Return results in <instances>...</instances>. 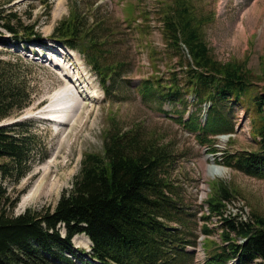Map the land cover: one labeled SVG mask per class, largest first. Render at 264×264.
Wrapping results in <instances>:
<instances>
[{
	"label": "trees",
	"instance_id": "trees-1",
	"mask_svg": "<svg viewBox=\"0 0 264 264\" xmlns=\"http://www.w3.org/2000/svg\"><path fill=\"white\" fill-rule=\"evenodd\" d=\"M13 1L16 0H3V3ZM20 2L40 4L46 17L50 15L51 0ZM10 9L0 7L1 47L44 48L47 38L60 43L83 56L98 77L103 93L109 96L124 66L106 61L107 39L94 36V28L102 26L96 18L88 20L74 4L46 38L38 30L40 16L31 21L29 12L25 20L17 10ZM167 9L162 19V37L166 47L181 55L177 64L181 69L169 72L165 82L158 77L140 82L138 90L142 99L162 97L177 106L185 102V94L192 93L198 104L209 102L204 126L197 123L195 115L183 122L188 132L203 134L232 131L233 126L227 127L226 118L219 111L220 104L245 107L249 135L259 149L223 155V165L264 180V91L258 90L253 82L247 61L220 62L212 56L202 37V29L212 15L198 14L191 0H168ZM180 44L186 47L189 60L184 58ZM21 60L25 67L19 63ZM36 68L34 62L24 58L18 57L15 63L0 59L1 183L19 184L37 162L47 157L36 135L31 134L34 120L1 125L9 116L19 113L17 118L20 117L21 111L36 99L37 87L30 88L27 82L28 75L35 73ZM110 122L102 134V151L83 154L71 188L62 191L52 210L25 209L13 215L18 199L2 204L4 192L0 185V264L82 263L83 252L72 244L76 235L89 239L91 252L87 256L101 264H192L193 255L186 246H194L196 236L189 232L190 238L186 239L175 188L161 173L169 162L168 154L153 140L145 142L137 129L123 131L113 117ZM207 137L196 135L199 143L208 142L209 153L215 154L217 150ZM232 198L234 192L225 184H210L205 200L208 215H203L202 220L220 215L223 202ZM251 218L252 222L222 219L220 243L205 240L203 244L206 252L203 264H228L232 259H236V264H252L256 259L261 260L258 264H264V216L252 214ZM200 231L205 236L211 233L205 225ZM239 238L245 239L244 243L238 244Z\"/></svg>",
	"mask_w": 264,
	"mask_h": 264
},
{
	"label": "rangeland",
	"instance_id": "rangeland-1",
	"mask_svg": "<svg viewBox=\"0 0 264 264\" xmlns=\"http://www.w3.org/2000/svg\"><path fill=\"white\" fill-rule=\"evenodd\" d=\"M58 1L62 2L61 14L54 19L53 12ZM191 1L198 14L212 15L211 21L202 29V37L212 56L220 62L247 61V68L254 76L253 82L258 90L264 91V0ZM51 2L49 17H46V12L43 13L40 4L29 5L20 0L6 4L0 0V7L6 10L14 8L25 20H28L25 14L29 12L31 21L40 16L38 30L47 38L56 23L67 16L68 9L75 4L81 15L87 16L88 20L96 18L102 24L101 28H94V36L107 39L105 48L109 53L106 54V61L111 64L122 63L124 67L121 76L110 88L109 96H106L96 74L75 50L48 38L44 48L32 46L23 50L20 46L9 49L0 46V59L4 62L15 63L20 57L34 62L38 69L29 74L27 80L30 88L37 87L36 99L21 111L20 117L17 118L19 113L9 116L1 121V125L26 120L24 117L34 120L31 134L36 135L42 153L43 149L47 151L44 161L35 163L31 173L19 184L9 181L1 183L0 180L4 192L1 203L7 204L18 199L13 215L23 213L25 209L52 210L62 191L71 188L83 154L102 151V134L110 127V118L113 117L123 131L137 129L145 142L153 140L168 154L169 162L161 173L175 188L187 240L190 238L189 232L200 238V228L206 224L211 230L207 240L219 243L218 222L214 217L207 221L201 219L205 212L204 201L209 194V184L224 183L234 192L233 202L229 204L231 207L244 202L251 214L264 216V180L233 171L225 167L222 161L223 154L259 149L248 135L250 126L245 107L220 104L219 111L226 118L227 127L233 126L232 133H191L180 122V118L184 121L188 115L187 110H184L185 103L172 106L162 97L151 96L144 100L140 95V82L155 77L165 82L169 78L168 73L174 71L181 59L179 53L176 55L174 50L164 47L166 42L158 30L160 21L168 11V0ZM90 27L93 28V24ZM19 63L26 66L23 60ZM32 74L34 78H30ZM73 83L85 92H82L84 95L80 100L70 90L67 94L73 99L70 102L60 91L68 84L73 88ZM41 100L44 102L40 104ZM81 103L85 105L81 106ZM47 104L49 107H45ZM65 106L71 107L67 116L62 115ZM198 112L199 109L195 114ZM57 119L59 121H55ZM21 130L19 128L18 131ZM197 134L210 136L208 138L212 140L211 145L217 150L216 154L208 153L210 144L199 143ZM211 167L217 170L216 175L209 174ZM36 184H41L43 188L38 200L28 203L24 208L18 207L21 199ZM85 238L77 235V239L73 240V248L84 255L82 263L77 264H96L87 256L91 243ZM202 239L197 240L196 247H186L195 255L192 264H202L205 260Z\"/></svg>",
	"mask_w": 264,
	"mask_h": 264
},
{
	"label": "bare ground",
	"instance_id": "bare-ground-1",
	"mask_svg": "<svg viewBox=\"0 0 264 264\" xmlns=\"http://www.w3.org/2000/svg\"><path fill=\"white\" fill-rule=\"evenodd\" d=\"M58 3H59V1H58ZM58 3H56V5H55V8H54V12H53V18L54 19H57L58 18V16L61 14V9H62V2H60L59 4ZM69 79V78H68ZM70 90H72L73 91V93H74V95H75V98L77 97V99H79L80 98V100H81V96L82 95H84V93L82 94V92H85V90H83V91H81V89H78L77 87H76V85H74V83H73V88L68 84V85H66V86H64L63 88H61V93L69 100L70 99V102L73 100L71 97H68L67 96V94H68V92L70 91ZM86 94V93H85ZM86 96V95H85ZM54 97L55 96H53V98H51L52 100L54 99ZM84 97V96H83ZM86 98V97H85ZM85 102V101H84ZM52 103V102H51ZM82 105H85V103H81V106ZM49 107V106H48ZM65 110H64V114H62L63 116H67L68 114H69V111H70V109H71V107H69V106H65V108H64ZM47 112V111H46ZM58 112V111H57ZM61 113H63L62 111H61ZM50 114H52L51 112H50ZM62 116V117H63ZM23 118V117H22ZM24 118H26V117H24ZM23 118V119H24ZM50 119V118H49ZM55 121H59L58 119L57 120H55ZM16 122V121H15ZM215 168V167H214ZM213 167H211L210 169H209V174H212V175H216V172H217V170L216 169H214ZM218 172H220V171H218ZM45 174V173H44ZM43 174V175H44ZM219 174V173H218ZM221 174V173H220ZM220 176H222V174L220 175ZM41 190H43V188H42V185L40 184H36L35 186H33L28 192H27V194L21 199V201H20V203L18 204V207H21V208H24V207H26V205L28 204V203H30V202H35V201H37L38 200V197H39V195L41 194L40 193V191ZM79 236H81V235H79ZM77 239V236H75L74 238H73V240L75 241ZM86 240H87V242H88V239L87 238H85Z\"/></svg>",
	"mask_w": 264,
	"mask_h": 264
}]
</instances>
